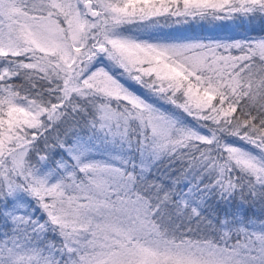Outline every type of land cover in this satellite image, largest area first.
<instances>
[{"label":"snow or ice","instance_id":"snow-or-ice-1","mask_svg":"<svg viewBox=\"0 0 264 264\" xmlns=\"http://www.w3.org/2000/svg\"><path fill=\"white\" fill-rule=\"evenodd\" d=\"M224 20L264 0H0V264H264V35L141 34Z\"/></svg>","mask_w":264,"mask_h":264},{"label":"trees","instance_id":"trees-1","mask_svg":"<svg viewBox=\"0 0 264 264\" xmlns=\"http://www.w3.org/2000/svg\"><path fill=\"white\" fill-rule=\"evenodd\" d=\"M258 26V21L256 22ZM239 20H224V21H198L189 26H170L162 28H150L141 30L143 36H148L152 33H176L180 35L194 36L201 40H242L258 38L264 33L259 31H252L248 27V21L245 20V27H238Z\"/></svg>","mask_w":264,"mask_h":264}]
</instances>
